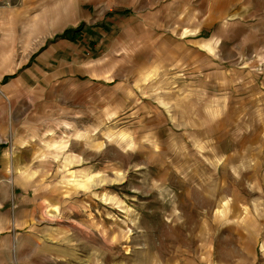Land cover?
Here are the masks:
<instances>
[{
  "label": "rangeland",
  "instance_id": "rangeland-1",
  "mask_svg": "<svg viewBox=\"0 0 264 264\" xmlns=\"http://www.w3.org/2000/svg\"><path fill=\"white\" fill-rule=\"evenodd\" d=\"M11 137L0 264H264V0H1Z\"/></svg>",
  "mask_w": 264,
  "mask_h": 264
},
{
  "label": "crops",
  "instance_id": "crops-1",
  "mask_svg": "<svg viewBox=\"0 0 264 264\" xmlns=\"http://www.w3.org/2000/svg\"><path fill=\"white\" fill-rule=\"evenodd\" d=\"M11 137L10 143L0 141V204L4 205L10 199V189L17 187L18 182V168L19 157L21 158L32 148L28 145L29 142L22 140H15ZM23 159V158H22ZM9 194V195H8ZM244 220L234 224H225L227 230L231 232H238L243 234V239L240 240L239 245L245 248H252L259 245L258 235L263 228L264 218L259 216H245ZM8 221V216L5 217ZM3 222V220H2ZM238 244V243H237ZM244 253V252H243ZM250 253L246 250L245 254ZM239 259H236L238 261ZM248 259L241 258L240 261H247ZM227 264V263H225Z\"/></svg>",
  "mask_w": 264,
  "mask_h": 264
},
{
  "label": "built area",
  "instance_id": "built-area-1",
  "mask_svg": "<svg viewBox=\"0 0 264 264\" xmlns=\"http://www.w3.org/2000/svg\"><path fill=\"white\" fill-rule=\"evenodd\" d=\"M1 1V0H0Z\"/></svg>",
  "mask_w": 264,
  "mask_h": 264
}]
</instances>
